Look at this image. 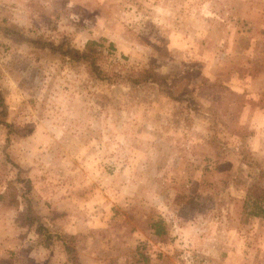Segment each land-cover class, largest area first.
<instances>
[{"label": "rangeland", "instance_id": "rangeland-1", "mask_svg": "<svg viewBox=\"0 0 264 264\" xmlns=\"http://www.w3.org/2000/svg\"><path fill=\"white\" fill-rule=\"evenodd\" d=\"M66 247L264 264V0H0V264Z\"/></svg>", "mask_w": 264, "mask_h": 264}, {"label": "trees", "instance_id": "trees-1", "mask_svg": "<svg viewBox=\"0 0 264 264\" xmlns=\"http://www.w3.org/2000/svg\"><path fill=\"white\" fill-rule=\"evenodd\" d=\"M94 43L90 44V45H93ZM84 60H86V62L89 63L90 65V70L91 72L95 73V62H94V59L92 57V55H84L83 57ZM99 79V77H97ZM101 79V78H100ZM261 198V197H259ZM257 198V199H259ZM257 215V214H255ZM32 222H36V220H34V218H30ZM154 228V232L156 235H162L164 233V229L159 227V225H154L153 226ZM37 235L39 237V243L43 246V247H48L53 241H52V234L49 233L47 231V229L40 223L38 224L37 226ZM65 251H66V256H67V262L68 264H79L78 263V260H77V256L74 254V250H71L69 248H65Z\"/></svg>", "mask_w": 264, "mask_h": 264}]
</instances>
